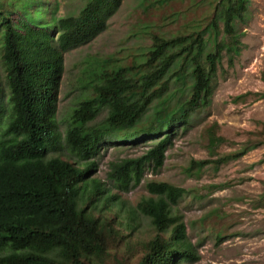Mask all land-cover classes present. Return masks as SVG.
Masks as SVG:
<instances>
[{
	"label": "trees",
	"instance_id": "16d2710c",
	"mask_svg": "<svg viewBox=\"0 0 264 264\" xmlns=\"http://www.w3.org/2000/svg\"><path fill=\"white\" fill-rule=\"evenodd\" d=\"M248 1L211 0L204 25L169 36L153 32L139 59H95L84 80L87 92L71 108L61 134L55 113L63 52L102 31L121 0H85L76 13L51 18L47 12L28 17L25 8L9 10L0 0V57L9 91L4 102L0 86V264H184L198 259L185 223L171 208L187 189L149 180L150 195L134 206L119 191L139 183L147 164L159 167L174 124L209 102L222 51L230 62L239 51L235 20L243 17ZM35 5L40 1H29L31 12L40 10H33ZM171 80L189 87L184 100L171 102ZM155 98L152 115L142 122ZM102 108L104 118L90 123ZM163 130L142 154L111 161L109 182L93 175L90 157L105 137L128 141ZM216 140L210 132V146ZM263 142L264 129L261 139L249 138L216 159H192L190 167L219 165ZM62 147L66 152L50 153ZM141 214L149 218L151 231L133 238ZM135 250L140 253L131 263Z\"/></svg>",
	"mask_w": 264,
	"mask_h": 264
},
{
	"label": "rangeland",
	"instance_id": "374dc122",
	"mask_svg": "<svg viewBox=\"0 0 264 264\" xmlns=\"http://www.w3.org/2000/svg\"><path fill=\"white\" fill-rule=\"evenodd\" d=\"M3 1L9 10L25 8L32 14L28 17L38 18V12H47L46 18H51L76 13L85 0H38L41 6L32 9L40 10L34 12L28 6L30 0ZM211 10V0H121L102 31L63 52L55 113L61 134L71 108L87 92L84 80L95 59L111 56L123 63L139 59L153 32L169 36L190 31L198 23L204 25ZM16 15L12 13L13 18ZM218 25L222 27L220 17ZM235 29L239 51L231 62L226 51H222L209 102L174 124L171 142L159 167L147 164L139 183L119 191L134 206L150 195L146 187L149 180L168 181L187 189L171 206L173 214L185 223L186 235L199 254L197 260L184 264H264V160H261L264 142L219 165L208 162L196 170L190 167L192 159H216L239 149L249 138H262L264 0H249L243 17L235 20ZM203 32L206 48H210L212 36L208 29ZM220 36L218 33L217 37ZM0 86L6 102L9 91L1 57ZM168 93L172 103L184 100L189 87L171 80ZM155 104L156 98L142 116V122L152 115ZM105 115L106 109L102 108L90 123L101 121ZM165 132L128 141H119L114 135L105 137L90 157L95 161L93 175L109 182L106 176L111 161L142 154ZM210 132L218 137L214 146L208 142ZM58 152H66V148L50 150L52 154ZM150 231L149 218L139 215L133 238H145ZM139 253L134 251L131 263Z\"/></svg>",
	"mask_w": 264,
	"mask_h": 264
}]
</instances>
